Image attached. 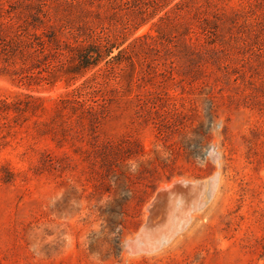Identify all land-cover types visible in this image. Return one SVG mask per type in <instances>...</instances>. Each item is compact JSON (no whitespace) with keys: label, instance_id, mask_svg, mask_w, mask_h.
<instances>
[{"label":"rangeland","instance_id":"rangeland-1","mask_svg":"<svg viewBox=\"0 0 264 264\" xmlns=\"http://www.w3.org/2000/svg\"><path fill=\"white\" fill-rule=\"evenodd\" d=\"M98 1L122 46L160 39L94 138L0 117V264H264V0H208L218 27L191 39L182 5L152 27L145 0Z\"/></svg>","mask_w":264,"mask_h":264},{"label":"trees","instance_id":"trees-1","mask_svg":"<svg viewBox=\"0 0 264 264\" xmlns=\"http://www.w3.org/2000/svg\"><path fill=\"white\" fill-rule=\"evenodd\" d=\"M174 1L145 0L139 12L152 18L164 10L155 27L182 5L185 19L180 22L189 39L196 33L209 37L218 27L217 16L201 8L208 7V0ZM101 7L93 0H9L4 8L0 0V79L17 89L13 100L0 98L2 119L16 124L32 119L34 126H42L36 134L58 146H74L69 136L94 138L131 89L134 70L122 66L133 68L134 57L150 54L151 42L161 36L156 27L157 35L136 36L122 46L129 30L107 32L91 24ZM183 45L188 54H197L190 51L198 42ZM58 89L62 91L48 94Z\"/></svg>","mask_w":264,"mask_h":264},{"label":"bare ground","instance_id":"bare-ground-1","mask_svg":"<svg viewBox=\"0 0 264 264\" xmlns=\"http://www.w3.org/2000/svg\"><path fill=\"white\" fill-rule=\"evenodd\" d=\"M195 193H196V192H195ZM203 194H204V193H203ZM186 200H187V199H186ZM175 201H176V200H175ZM197 202H198V201H197ZM184 215H185V214H184ZM183 217H184V216H183ZM183 219H184V218H183ZM169 223H170V222H169ZM188 223H189V222H188ZM174 226H175V224H174ZM180 228H181V227H180ZM170 231H171V230H170ZM172 235H173V234H172ZM166 236H167V235H166ZM169 237H170V236H169ZM169 237H168V238H169ZM166 238H167V237H166Z\"/></svg>","mask_w":264,"mask_h":264}]
</instances>
